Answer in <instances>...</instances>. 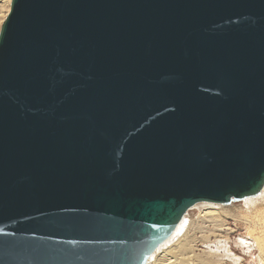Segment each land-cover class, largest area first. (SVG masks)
Here are the masks:
<instances>
[{
    "label": "water",
    "instance_id": "95a60500",
    "mask_svg": "<svg viewBox=\"0 0 264 264\" xmlns=\"http://www.w3.org/2000/svg\"><path fill=\"white\" fill-rule=\"evenodd\" d=\"M263 187L264 0H11L0 264H147Z\"/></svg>",
    "mask_w": 264,
    "mask_h": 264
},
{
    "label": "bare ground",
    "instance_id": "6f19581e",
    "mask_svg": "<svg viewBox=\"0 0 264 264\" xmlns=\"http://www.w3.org/2000/svg\"><path fill=\"white\" fill-rule=\"evenodd\" d=\"M10 2L11 0H0V8H2L1 6L7 8V10H4L6 11V16L10 10ZM3 16L5 15H2V18ZM195 211L198 215L197 220L200 219V224L209 221L218 232L220 230L222 232L223 228L221 227L225 226L226 219L229 217L245 220L248 237H251L248 239L253 240V243H255L254 247L257 249L259 264H264V187L258 196L245 199L238 206L200 203L191 208L187 213L195 214ZM189 240L192 241L180 222L171 237L155 250L147 264H222L220 258L212 256L210 251L208 253L205 252L206 256H196L194 251L187 247ZM240 242L244 245L247 244V241L245 242L244 240L243 242V239H240ZM248 244L251 245L250 243ZM160 251L164 252L163 256Z\"/></svg>",
    "mask_w": 264,
    "mask_h": 264
},
{
    "label": "rangeland",
    "instance_id": "374dc122",
    "mask_svg": "<svg viewBox=\"0 0 264 264\" xmlns=\"http://www.w3.org/2000/svg\"><path fill=\"white\" fill-rule=\"evenodd\" d=\"M1 7L0 27L3 20L6 18V11L4 10H7L6 7ZM2 15L5 16L2 18ZM239 203L240 202L233 203L231 205L238 206ZM187 214L183 217L181 223L184 230H186L187 235L190 236L192 240H189L187 247L191 248L196 256H206V253L210 251L212 256L220 258L222 264H259L257 249L254 247L255 243H253V240L248 239L251 237H248L245 220L238 219L237 217H229L226 219L225 226L221 227L223 228L222 232L221 230L218 232L216 228L214 229L212 227V224L209 221L200 224V219L197 220L198 215L196 211L195 214ZM240 239H243V242L244 240L245 242L247 241V244H242ZM161 252L162 251H160V253ZM161 255L163 256L164 252H162Z\"/></svg>",
    "mask_w": 264,
    "mask_h": 264
}]
</instances>
